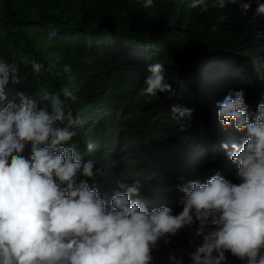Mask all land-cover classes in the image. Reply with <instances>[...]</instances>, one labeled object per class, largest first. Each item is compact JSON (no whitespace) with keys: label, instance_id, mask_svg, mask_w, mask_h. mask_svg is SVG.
<instances>
[{"label":"clouds","instance_id":"9594fccd","mask_svg":"<svg viewBox=\"0 0 264 264\" xmlns=\"http://www.w3.org/2000/svg\"><path fill=\"white\" fill-rule=\"evenodd\" d=\"M134 1L142 40L89 34L59 89L0 57V264H264V0Z\"/></svg>","mask_w":264,"mask_h":264},{"label":"trees","instance_id":"16d2710c","mask_svg":"<svg viewBox=\"0 0 264 264\" xmlns=\"http://www.w3.org/2000/svg\"><path fill=\"white\" fill-rule=\"evenodd\" d=\"M83 2L95 8L97 21L87 29L88 32L76 36L65 34L63 30L70 26L66 18L68 13L63 9L65 5L54 3L50 9L42 10L35 0H4L0 7V57L49 63L52 72L43 76L55 80L51 86L55 90L69 83L66 74L55 75L63 65H71L75 76L82 70L83 59L78 54L90 46L89 34L95 35L101 28L104 36L134 44L150 30L149 23L143 19L142 10L134 0H100L97 4L92 0ZM68 7L72 14H79V5ZM50 33L56 34L51 40L48 39ZM75 85H79L77 77L72 86ZM78 99L82 104L88 97L80 91ZM71 107L74 115L79 116L78 106Z\"/></svg>","mask_w":264,"mask_h":264}]
</instances>
